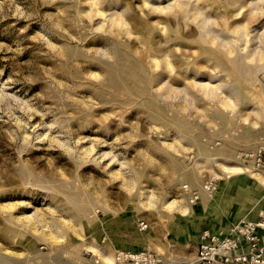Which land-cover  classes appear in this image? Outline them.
Here are the masks:
<instances>
[{
  "label": "rangeland",
  "instance_id": "rangeland-1",
  "mask_svg": "<svg viewBox=\"0 0 264 264\" xmlns=\"http://www.w3.org/2000/svg\"><path fill=\"white\" fill-rule=\"evenodd\" d=\"M262 142L264 0H0V264H108Z\"/></svg>",
  "mask_w": 264,
  "mask_h": 264
},
{
  "label": "crops",
  "instance_id": "crops-1",
  "mask_svg": "<svg viewBox=\"0 0 264 264\" xmlns=\"http://www.w3.org/2000/svg\"><path fill=\"white\" fill-rule=\"evenodd\" d=\"M236 144L230 143L225 150L233 151L231 147L240 143ZM255 179L241 174L227 178L220 182L212 197L200 191L197 202L188 204L183 212L163 218L140 221L114 216L110 223L114 227L105 232L107 243L98 256L108 264H115L118 251L151 250L162 255L165 264L194 259L204 232L227 234L240 220L256 221L264 217V184ZM142 222L147 228H141Z\"/></svg>",
  "mask_w": 264,
  "mask_h": 264
},
{
  "label": "built area",
  "instance_id": "built-area-1",
  "mask_svg": "<svg viewBox=\"0 0 264 264\" xmlns=\"http://www.w3.org/2000/svg\"><path fill=\"white\" fill-rule=\"evenodd\" d=\"M235 158L256 171H264V142L253 150L237 151ZM218 181L216 176L204 182L203 189L207 194L215 193ZM186 191L192 193V202L199 199V192ZM141 228L145 229L147 225L141 223ZM202 239L196 257L182 264H264V217L256 221L240 220L227 234L206 231ZM86 264H100V261L90 260ZM115 264H165V259L151 250L118 251Z\"/></svg>",
  "mask_w": 264,
  "mask_h": 264
},
{
  "label": "bare ground",
  "instance_id": "bare-ground-1",
  "mask_svg": "<svg viewBox=\"0 0 264 264\" xmlns=\"http://www.w3.org/2000/svg\"><path fill=\"white\" fill-rule=\"evenodd\" d=\"M114 83V82H113ZM114 84H116V83H114Z\"/></svg>",
  "mask_w": 264,
  "mask_h": 264
}]
</instances>
